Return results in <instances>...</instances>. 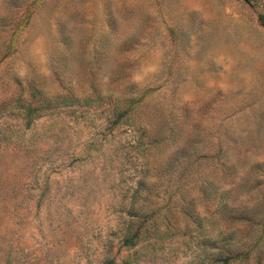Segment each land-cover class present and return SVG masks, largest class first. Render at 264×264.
Wrapping results in <instances>:
<instances>
[{"label":"rangeland","instance_id":"1","mask_svg":"<svg viewBox=\"0 0 264 264\" xmlns=\"http://www.w3.org/2000/svg\"><path fill=\"white\" fill-rule=\"evenodd\" d=\"M262 207L264 0H0V264H264Z\"/></svg>","mask_w":264,"mask_h":264},{"label":"trees","instance_id":"2","mask_svg":"<svg viewBox=\"0 0 264 264\" xmlns=\"http://www.w3.org/2000/svg\"><path fill=\"white\" fill-rule=\"evenodd\" d=\"M63 101H64V103H70L71 102V100H69V98H64ZM260 212L261 213L257 218H256V216H254V214L251 216L248 213L240 212V213H242L240 215H241L242 219L245 220V223H247L248 228H252V231H254L255 229H258V228L260 229V233L255 232L253 235L254 240L256 239L254 244L258 246L257 251L263 250V247H264V207H262L260 209ZM124 242L127 245H132L136 242V239H134L133 237H126ZM235 251H237V250H235Z\"/></svg>","mask_w":264,"mask_h":264}]
</instances>
